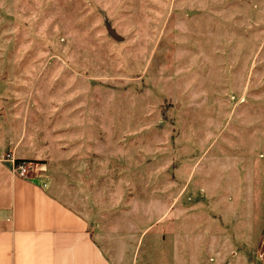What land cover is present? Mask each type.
<instances>
[{
    "label": "rangeland",
    "instance_id": "1",
    "mask_svg": "<svg viewBox=\"0 0 264 264\" xmlns=\"http://www.w3.org/2000/svg\"><path fill=\"white\" fill-rule=\"evenodd\" d=\"M2 132L125 264H264V0H0Z\"/></svg>",
    "mask_w": 264,
    "mask_h": 264
},
{
    "label": "crops",
    "instance_id": "2",
    "mask_svg": "<svg viewBox=\"0 0 264 264\" xmlns=\"http://www.w3.org/2000/svg\"><path fill=\"white\" fill-rule=\"evenodd\" d=\"M23 134L0 133V264H125L114 245L96 236L94 222L43 178L58 158L52 144L38 137L25 144ZM8 153L36 161L37 171L30 179L16 177L4 160Z\"/></svg>",
    "mask_w": 264,
    "mask_h": 264
},
{
    "label": "built area",
    "instance_id": "3",
    "mask_svg": "<svg viewBox=\"0 0 264 264\" xmlns=\"http://www.w3.org/2000/svg\"><path fill=\"white\" fill-rule=\"evenodd\" d=\"M4 160L11 162V170L16 177L21 179H30L32 174L36 171L33 163L30 161L18 162L12 153H8Z\"/></svg>",
    "mask_w": 264,
    "mask_h": 264
},
{
    "label": "water",
    "instance_id": "4",
    "mask_svg": "<svg viewBox=\"0 0 264 264\" xmlns=\"http://www.w3.org/2000/svg\"><path fill=\"white\" fill-rule=\"evenodd\" d=\"M188 13H192L191 11H189ZM103 18H104V23H105V27L107 29L108 35L110 38L116 40V41H121L122 38L116 33V31L113 29L111 22L108 20L106 14L104 12H102Z\"/></svg>",
    "mask_w": 264,
    "mask_h": 264
},
{
    "label": "trees",
    "instance_id": "5",
    "mask_svg": "<svg viewBox=\"0 0 264 264\" xmlns=\"http://www.w3.org/2000/svg\"><path fill=\"white\" fill-rule=\"evenodd\" d=\"M18 162H22V161H19V160H17Z\"/></svg>",
    "mask_w": 264,
    "mask_h": 264
}]
</instances>
